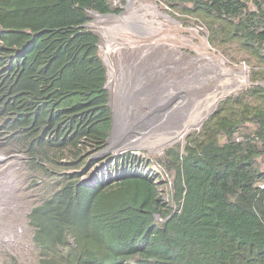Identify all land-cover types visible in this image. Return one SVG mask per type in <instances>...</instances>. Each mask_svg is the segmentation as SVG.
<instances>
[{
    "label": "trees",
    "instance_id": "trees-1",
    "mask_svg": "<svg viewBox=\"0 0 264 264\" xmlns=\"http://www.w3.org/2000/svg\"><path fill=\"white\" fill-rule=\"evenodd\" d=\"M158 1L229 24L264 62V0ZM89 11L121 9L112 0H0V120L35 165L80 169L106 145L107 69ZM156 160L168 180L132 153L116 158L113 180H62L29 215L34 240L51 251L39 264H264L263 110L219 117L182 153Z\"/></svg>",
    "mask_w": 264,
    "mask_h": 264
},
{
    "label": "rangeland",
    "instance_id": "rangeland-1",
    "mask_svg": "<svg viewBox=\"0 0 264 264\" xmlns=\"http://www.w3.org/2000/svg\"><path fill=\"white\" fill-rule=\"evenodd\" d=\"M112 1L121 9L120 12L126 11L129 0ZM155 1L160 11L165 12L184 28V31L178 32V36L186 37L190 35L188 29H196L198 36L207 41L208 51L217 57H222L225 65L230 69L243 67L248 81L240 87H231L228 93L220 96L215 107L199 125L191 127L183 135L177 136L174 141L158 149H151L144 145L146 144L144 140L152 141L155 135L166 137L171 132L177 131L182 120L190 113H187L188 106H194L198 101H202L208 93L214 91L217 84L219 85V77H217L219 70L215 63L209 66L210 62L206 58L197 59L196 51L183 46L180 47L179 52H171L169 55L163 50L143 53L141 61L139 58L140 62L135 63L134 68L132 67L133 60L130 63L129 60L127 61L128 57L123 56L120 61H117L116 55L109 53V65L111 68L116 67L117 70L111 78L104 58L107 50L106 43L103 42L98 32L104 22L103 19H98L100 26L95 25L98 16L90 13L91 20L87 27L99 38V56L108 72L106 88L109 93L110 109L120 129L119 141L124 144L128 143L127 146L122 144L121 148L127 149L119 153L116 151L105 152L102 155L95 153L80 169L61 167V169L53 170L51 162L47 160L35 165L37 163L29 158L22 143L13 138L14 135L3 127L2 120H0V208L2 207L0 211V264H39L42 258H51V251L44 250L40 243L34 240L35 228L31 224L29 215L34 207L41 205L51 197L67 176L75 175L74 177L84 184L113 180L115 179L112 176L113 170L118 168L113 167L114 162L108 161L109 156L118 159L119 156L132 153L137 157L151 160V168L160 173L162 179L168 180L169 175L156 160L162 157L167 150L175 149L182 153L184 146L188 142L199 139L207 126L214 128L216 119L219 117L234 120L242 115L249 117L257 109L264 111V98L257 96L254 91L257 87L264 90V62L260 61L251 49L243 47L237 38L231 36L229 24L202 10L182 11L170 8L161 1ZM141 2L142 0H136L133 6L138 8ZM199 37H193V42L199 43ZM193 70H200L199 76L194 77L192 85L188 83L190 90L186 92L187 95L183 100L180 99L182 93L177 92L179 97L165 101L167 98L164 99V97L171 93V88L177 87H172V83L167 84L166 81L177 80ZM150 88L154 89L156 95L145 97V93L148 94ZM156 96L159 99H155ZM177 101V106L173 108L172 104ZM150 123H153L150 130L144 128ZM181 131L180 129L179 132ZM146 133L151 137L148 138ZM142 141L144 143L140 145ZM46 227L47 230H51L49 218ZM67 241L68 244L73 243L71 237L67 238Z\"/></svg>",
    "mask_w": 264,
    "mask_h": 264
},
{
    "label": "bare ground",
    "instance_id": "bare-ground-1",
    "mask_svg": "<svg viewBox=\"0 0 264 264\" xmlns=\"http://www.w3.org/2000/svg\"><path fill=\"white\" fill-rule=\"evenodd\" d=\"M135 1L136 0H129L126 11L119 16L109 15L100 18L98 15H96L98 17L95 25L100 26L98 19H103L104 22L103 27H100L98 32L103 42L106 43L107 50L104 53V58L108 64L111 78L113 74L117 72V70L116 67L111 68L109 65V53H114L117 57V61H120L121 57L123 56H126L125 58L128 57L127 61L129 60L130 63L133 60L134 65H132V67L134 68L136 65L135 63L139 64L141 61V56L143 53L148 51L158 52L163 50L165 54L169 55L171 52H179L180 47L183 46L189 47L196 51L198 54L197 59L206 58L210 62L209 66L212 65V63H215L217 69L220 71L219 72L216 69L219 73V75H217V77H219V85L217 84L214 91L210 94L208 93V95H206L202 101H198L194 106H188L187 113H190L186 116V118L184 117L185 119L182 120L181 125H179L180 128L177 131L171 132L166 137L155 135L153 138L154 140L152 141H147L146 139L144 140L146 141V144L144 145H147L151 149H158L162 145L174 141L177 139V136L183 135L191 127L199 125L205 116L210 112V110L215 107L220 96L228 93L230 89H232L231 87H240L242 84L248 81V78L244 74V69H242L243 67L230 69L225 65V61L222 57H217L211 54L208 51L209 45L207 41L198 36L196 29H188L190 35H187L186 37L178 36V32L184 31V28L179 22L168 16L165 12L160 11L155 0H142L138 8L133 6ZM193 37H199L200 42H193ZM154 48L158 50H152ZM158 55H160V53ZM185 61L187 62L186 59ZM213 67L215 66L213 65ZM204 69L206 70V68ZM199 71L200 70L190 71L177 80H167V84L171 82L172 87H177L171 88V93L164 97V99L167 98L165 101H168L174 97H179L177 96V92L182 93L180 99L183 100V98L187 95L186 92L190 90L188 83L192 85L193 81L195 80L194 77L199 76ZM179 81L181 82L180 84ZM148 91V94L145 93V97H148V95H156L154 89L150 88ZM172 92L173 96H171ZM175 94L176 96H174ZM157 96L155 99H159ZM177 103L178 101L172 104L173 108L177 106ZM156 121L159 122L160 120ZM152 125L153 123L146 124L144 128L150 130ZM180 129L182 130L181 132H179ZM143 134L141 136H143ZM146 135H148V138L151 137L148 133H146ZM144 141H142L140 145L144 143ZM127 145L128 143L124 144V146Z\"/></svg>",
    "mask_w": 264,
    "mask_h": 264
},
{
    "label": "water",
    "instance_id": "water-1",
    "mask_svg": "<svg viewBox=\"0 0 264 264\" xmlns=\"http://www.w3.org/2000/svg\"><path fill=\"white\" fill-rule=\"evenodd\" d=\"M89 13H92V14H95V15H98V16H109V15L119 16L123 12H120L118 14H115V13L99 14L98 12H95V11H93V12L89 11ZM86 26H88V23L86 24ZM105 67H106V65H105ZM106 69H107V67H106ZM107 76H108V72H107ZM105 88H106V83H105ZM108 106L110 107L109 101H108ZM159 111H161V110H159ZM111 119H112L111 120V129H110V132H109V136H108V138L106 140V145H105V147L102 150H100L99 152L96 153L97 155H99V154L102 155L105 152H112V151H116V152L119 153V152H122L123 150L127 149V148H125V149L121 148V145L124 144V143L119 141V139H118V136L120 135V134H118L120 129L118 127L116 119L114 118V116L112 114V111H111ZM108 161L109 162L112 161L115 164L116 163V158H114L113 156H109Z\"/></svg>",
    "mask_w": 264,
    "mask_h": 264
},
{
    "label": "built area",
    "instance_id": "built-area-1",
    "mask_svg": "<svg viewBox=\"0 0 264 264\" xmlns=\"http://www.w3.org/2000/svg\"><path fill=\"white\" fill-rule=\"evenodd\" d=\"M108 172L112 173L111 171H108ZM112 176H113V178H116L118 176V170H113ZM259 186L262 187L263 185L259 184Z\"/></svg>",
    "mask_w": 264,
    "mask_h": 264
}]
</instances>
